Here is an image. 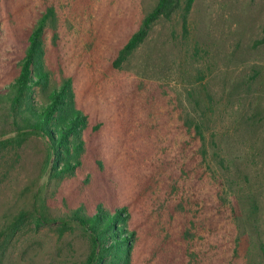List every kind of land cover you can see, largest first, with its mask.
Masks as SVG:
<instances>
[{
    "label": "rangeland",
    "instance_id": "1",
    "mask_svg": "<svg viewBox=\"0 0 264 264\" xmlns=\"http://www.w3.org/2000/svg\"><path fill=\"white\" fill-rule=\"evenodd\" d=\"M158 0H0V264H85L73 216L126 208L130 264H264V0H193L119 51ZM44 19L46 86L86 117L54 176L11 87Z\"/></svg>",
    "mask_w": 264,
    "mask_h": 264
},
{
    "label": "trees",
    "instance_id": "2",
    "mask_svg": "<svg viewBox=\"0 0 264 264\" xmlns=\"http://www.w3.org/2000/svg\"><path fill=\"white\" fill-rule=\"evenodd\" d=\"M182 0H158L154 8L144 17L138 30L131 35L119 51L115 64L121 63L147 37L151 26L159 19H169L180 7ZM185 10L189 11L193 0H184ZM44 19L29 37V46L21 65V71L11 86L14 90L12 106L23 111L24 130L27 134L39 133L48 139L51 171L54 176L72 172L79 165L83 149L81 130L86 117L75 109L70 82L67 80L58 91L47 97L43 106L31 102V89L35 83L46 86V74L42 68L41 34ZM264 42V38L260 40ZM126 208H115L106 212L100 206L89 217L73 216V221L83 227L90 235L92 251L85 264H130L134 232L127 230Z\"/></svg>",
    "mask_w": 264,
    "mask_h": 264
}]
</instances>
